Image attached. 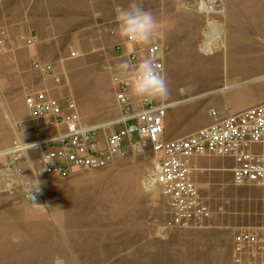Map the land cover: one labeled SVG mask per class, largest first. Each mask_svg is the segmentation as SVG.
Masks as SVG:
<instances>
[{"label": "rangeland", "instance_id": "rangeland-1", "mask_svg": "<svg viewBox=\"0 0 264 264\" xmlns=\"http://www.w3.org/2000/svg\"><path fill=\"white\" fill-rule=\"evenodd\" d=\"M47 1L51 18L35 11L44 0H0V152L49 136L25 105L31 94H48L41 87L49 81L80 109L98 94H115L122 108L113 78L124 79L118 65L131 61L114 41L115 17L131 0H84L87 11L81 0H59L78 10L73 19L56 12L58 0ZM137 2L158 20L169 94L153 102L169 105L168 116L194 134L214 122L212 111L228 116L264 103V0ZM120 127H101L103 148ZM135 143L101 169L73 167L65 178L41 173V204L20 184L0 192V264H264V187L236 186L230 158H194L210 215L176 226L162 187L146 183L158 157ZM41 154L24 155L22 183L32 180ZM244 233L254 238L237 251Z\"/></svg>", "mask_w": 264, "mask_h": 264}, {"label": "built area", "instance_id": "built-area-1", "mask_svg": "<svg viewBox=\"0 0 264 264\" xmlns=\"http://www.w3.org/2000/svg\"><path fill=\"white\" fill-rule=\"evenodd\" d=\"M135 46L129 53L132 66L142 59H151L163 70V46L159 38L155 37L148 45ZM34 67L42 73L53 72L52 66L35 64ZM118 80L122 115L117 121L100 127H82L76 103L71 98L61 103L45 92L28 96L25 105L31 120L43 123L50 134L42 141L18 143L0 152V192L13 191L20 184L30 202L41 204L44 200L41 173L65 178L73 167L104 168L118 154H125L126 144L129 142L133 146V141L139 148L151 147L157 155L158 162L147 175L146 183L150 188L162 187L176 226L187 228L210 215L199 197V187L194 179L195 166L191 164L194 158L233 159L236 186L264 187V103L228 116L212 111V124L186 138L168 141L164 138L167 105H158L153 100L133 101L126 80ZM112 124L122 127L111 131L103 148L99 141L100 129H107ZM30 150H41L40 167L32 170L31 181L22 183L21 163ZM253 238L252 234L244 233L236 243V250L242 251L244 244L252 242ZM236 262L242 264L240 258H236Z\"/></svg>", "mask_w": 264, "mask_h": 264}, {"label": "clouds", "instance_id": "clouds-1", "mask_svg": "<svg viewBox=\"0 0 264 264\" xmlns=\"http://www.w3.org/2000/svg\"><path fill=\"white\" fill-rule=\"evenodd\" d=\"M115 21L116 31L126 44L146 45L158 35L156 16L137 0H131L127 7L117 8ZM118 72L127 82L129 95L137 100L147 102L163 99L169 94L166 73L151 59H142L134 66L123 62L118 65ZM118 82L114 77L113 84Z\"/></svg>", "mask_w": 264, "mask_h": 264}, {"label": "crops", "instance_id": "crops-1", "mask_svg": "<svg viewBox=\"0 0 264 264\" xmlns=\"http://www.w3.org/2000/svg\"><path fill=\"white\" fill-rule=\"evenodd\" d=\"M45 1L47 0H44V3H41V5H39L35 9V11H39L40 18L43 17L42 15L43 13L46 14L44 16L45 18H48V17L51 18L49 15L53 13L52 12L53 9H51V7L49 6L48 1L47 2ZM59 2H60L59 4L61 5V7L58 11H56L57 13L59 12V13L65 14L62 17L67 18V19H73L76 17L78 10H76L75 8H72V6H69L70 3H65V1L63 2L59 1ZM81 4H83L82 6H85L84 0H81ZM84 9L86 11L88 10L86 6L84 7ZM114 41L116 42V45L118 44L121 45L125 57L129 55L130 49H131L130 45L126 44L124 41H122L119 38L114 39ZM82 50L84 51V49ZM51 76L54 77V75H51ZM41 88H43L44 91H46L48 95L52 98L54 97L55 99L58 98L60 100H63L64 98L67 97L64 94L62 87L61 86L56 87L53 82L49 81L47 84H43ZM132 98L133 100L135 99L134 97ZM63 102L65 103L64 100ZM85 103L86 104H84L81 109L78 104L76 105H77L78 113L81 117V124L86 127L113 123L117 121L122 115V110L118 104V101L116 100L115 94H113L112 98H109V96L106 97L105 95L103 97V94H98L95 99L91 98V100H87L85 101ZM167 107H168L167 108V112H168V109L170 106L167 105ZM164 124H165L164 138L168 141L186 138L190 136L191 134H193V132L196 130V129L189 130L188 128H184V126L182 125V119L178 118V116H172V117L168 116L167 113H166V117L164 120Z\"/></svg>", "mask_w": 264, "mask_h": 264}, {"label": "bare ground", "instance_id": "bare-ground-1", "mask_svg": "<svg viewBox=\"0 0 264 264\" xmlns=\"http://www.w3.org/2000/svg\"><path fill=\"white\" fill-rule=\"evenodd\" d=\"M216 43H214V45H215ZM59 82V81H58ZM74 101V100H73ZM61 102V101H60ZM65 102H66V100H65ZM75 102V101H74ZM77 106V105H76Z\"/></svg>", "mask_w": 264, "mask_h": 264}]
</instances>
